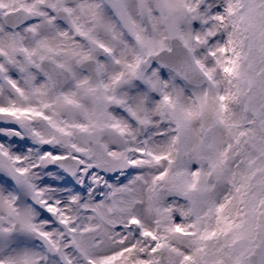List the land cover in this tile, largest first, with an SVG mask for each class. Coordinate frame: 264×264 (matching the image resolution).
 I'll list each match as a JSON object with an SVG mask.
<instances>
[{
  "label": "snow or ice",
  "instance_id": "1",
  "mask_svg": "<svg viewBox=\"0 0 264 264\" xmlns=\"http://www.w3.org/2000/svg\"><path fill=\"white\" fill-rule=\"evenodd\" d=\"M0 264H264V0H0Z\"/></svg>",
  "mask_w": 264,
  "mask_h": 264
}]
</instances>
